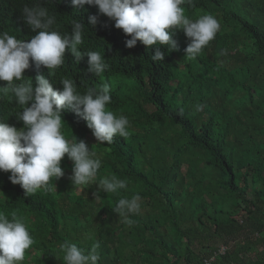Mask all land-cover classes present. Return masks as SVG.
Segmentation results:
<instances>
[{
  "label": "trees",
  "instance_id": "obj_1",
  "mask_svg": "<svg viewBox=\"0 0 264 264\" xmlns=\"http://www.w3.org/2000/svg\"><path fill=\"white\" fill-rule=\"evenodd\" d=\"M37 2L57 15L54 27L62 35L71 33L72 19L82 22L81 51L100 52L109 67L94 76L86 56L76 62L66 50L52 76L30 61L24 78L35 87L43 75L54 89L71 78L81 93L108 83L107 108L128 118L131 135L99 144L86 121L65 109L66 138L85 141L102 161L96 180L73 189L72 161L65 156L64 176L50 181L55 190L26 197L10 172H0V211L23 218L35 241L22 264H63L64 241L82 249L99 243V264H205L212 258L210 264H264V0L185 3L188 17L214 15L220 31L187 60L188 39L177 30V50L161 49L163 62H153L155 49L139 41L128 49L130 37L114 21L94 6L73 8L71 0H0V32L29 41L36 33L24 23L22 8ZM91 15L98 17L95 27L88 24ZM19 111L0 100V121L17 130L24 128ZM110 174L127 181L120 196L142 197L131 225L112 211L119 196L101 193L94 201L96 184Z\"/></svg>",
  "mask_w": 264,
  "mask_h": 264
},
{
  "label": "clouds",
  "instance_id": "obj_2",
  "mask_svg": "<svg viewBox=\"0 0 264 264\" xmlns=\"http://www.w3.org/2000/svg\"><path fill=\"white\" fill-rule=\"evenodd\" d=\"M185 3L191 5V0H71L73 8L94 6L99 14L114 21V27L130 37L125 41L128 49L136 47L138 41L148 50L154 48L150 57L153 62L164 61L166 53L161 49L177 50V41L173 39L177 30H182L188 39L184 56L187 60H195L220 31L221 24L214 15L188 17L182 7ZM22 18L36 33L29 41L17 39L8 31L0 32V81L7 82L0 87V100L6 98L18 105L21 111L15 116L24 124L23 129L17 130L0 121V172H10V182L20 185L26 197L41 189L51 192L55 186L50 181L64 176L61 161L67 156L72 161L69 179L73 189L84 190L96 180L102 161L85 141L78 142L73 134L71 139L66 138L62 132L64 110L71 109L86 121L99 144H112L117 135L130 136V122L126 116H117L108 110L111 103L108 83L99 90L90 87L81 93L71 78H62L59 81L62 89H54L49 79L37 75L33 87L32 81L23 75L30 61L37 68H47L52 76L63 66L66 50L76 62L86 56L87 71L94 76H100L109 66L100 52L81 51L87 30L82 22L72 19L71 33L62 35L54 27L57 15L38 2L32 7L24 6ZM97 22L96 15L88 17L89 25L95 27ZM201 108L202 105H195L196 111ZM96 186L94 201L102 200L101 193L119 196L112 211L131 225L130 217L141 211L139 193L120 196V191L127 189V181L114 174L100 178ZM34 243L23 218L15 212L9 216L0 211V264H22L26 250ZM99 248V243H93L88 249L69 241L59 244L63 264H99Z\"/></svg>",
  "mask_w": 264,
  "mask_h": 264
},
{
  "label": "built area",
  "instance_id": "obj_3",
  "mask_svg": "<svg viewBox=\"0 0 264 264\" xmlns=\"http://www.w3.org/2000/svg\"><path fill=\"white\" fill-rule=\"evenodd\" d=\"M212 261H214V258H212L210 261H207L205 264H210Z\"/></svg>",
  "mask_w": 264,
  "mask_h": 264
},
{
  "label": "rangeland",
  "instance_id": "obj_4",
  "mask_svg": "<svg viewBox=\"0 0 264 264\" xmlns=\"http://www.w3.org/2000/svg\"><path fill=\"white\" fill-rule=\"evenodd\" d=\"M249 196H250V197L252 196L251 193H249ZM221 249H223V248H221Z\"/></svg>",
  "mask_w": 264,
  "mask_h": 264
}]
</instances>
